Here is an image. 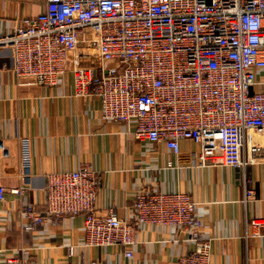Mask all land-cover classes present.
I'll list each match as a JSON object with an SVG mask.
<instances>
[{
  "label": "built area",
  "instance_id": "1",
  "mask_svg": "<svg viewBox=\"0 0 264 264\" xmlns=\"http://www.w3.org/2000/svg\"><path fill=\"white\" fill-rule=\"evenodd\" d=\"M2 48L13 50L17 78L42 85H57L70 61L98 60L85 87L100 98L102 119L135 123L137 139L164 142L176 155L182 140L193 141L201 167L245 173L248 131H264V91H252L264 84V0H46L36 17L0 34ZM100 181L87 164L48 173L46 206L21 207L22 228L83 216V246L121 245L132 257L142 225L178 227L195 248L175 264H211L212 240L190 193L140 189L126 219L113 208L97 212ZM247 185L244 174L245 200L255 194ZM246 226V239H264V218Z\"/></svg>",
  "mask_w": 264,
  "mask_h": 264
},
{
  "label": "crops",
  "instance_id": "2",
  "mask_svg": "<svg viewBox=\"0 0 264 264\" xmlns=\"http://www.w3.org/2000/svg\"><path fill=\"white\" fill-rule=\"evenodd\" d=\"M45 6L46 0H0V34L36 17ZM13 54L11 48L0 49V186L6 188L0 201L1 264H175L195 248L184 229L151 225L137 230L132 257L121 245L83 246V216L24 230L18 211L25 205L45 208L47 174L82 164L100 172L98 213L113 208L130 219L138 190L186 191L197 201L205 235L212 240L211 264H264V239L245 237L247 221L264 218L263 130L248 131L245 173L201 167L194 156L200 145L193 141L182 140L176 155L164 142L137 139L135 123L102 119L100 98L85 87L98 60L70 61L57 85H42L16 77ZM257 76L264 81V70ZM252 91H264V84ZM244 174L247 187L255 191L249 200ZM16 188L24 192L14 193Z\"/></svg>",
  "mask_w": 264,
  "mask_h": 264
},
{
  "label": "rangeland",
  "instance_id": "3",
  "mask_svg": "<svg viewBox=\"0 0 264 264\" xmlns=\"http://www.w3.org/2000/svg\"><path fill=\"white\" fill-rule=\"evenodd\" d=\"M112 63H108V65H111Z\"/></svg>",
  "mask_w": 264,
  "mask_h": 264
},
{
  "label": "water",
  "instance_id": "4",
  "mask_svg": "<svg viewBox=\"0 0 264 264\" xmlns=\"http://www.w3.org/2000/svg\"><path fill=\"white\" fill-rule=\"evenodd\" d=\"M1 264V263H0Z\"/></svg>",
  "mask_w": 264,
  "mask_h": 264
}]
</instances>
